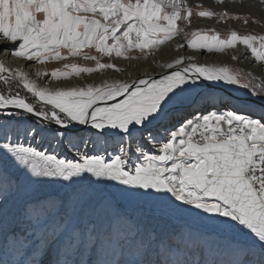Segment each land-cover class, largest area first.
<instances>
[{"label":"snow or ice","instance_id":"1","mask_svg":"<svg viewBox=\"0 0 264 264\" xmlns=\"http://www.w3.org/2000/svg\"><path fill=\"white\" fill-rule=\"evenodd\" d=\"M218 3L0 0V264H264V78L179 54L161 79L48 86L123 72L110 61L155 59L182 34L193 49L235 50L234 60L246 49L264 62V35L185 31L193 15L241 19ZM52 62L50 73L37 67ZM205 81L245 90L255 117L213 110L162 132L177 104L230 102L202 95ZM89 144L103 147L90 154Z\"/></svg>","mask_w":264,"mask_h":264},{"label":"bare ground","instance_id":"2","mask_svg":"<svg viewBox=\"0 0 264 264\" xmlns=\"http://www.w3.org/2000/svg\"><path fill=\"white\" fill-rule=\"evenodd\" d=\"M217 5H219V4H217ZM233 11L234 10H232V12ZM227 27L229 28L228 24L217 23L216 19H212V20L196 21V23H194L193 26H191L189 28L187 27L188 29H186L185 31L191 33L193 30H196V29H204V30L214 29L215 31H219L221 34H223V32L228 31ZM189 37H190V35H189ZM185 42H186V39L184 38V36L182 34L181 36H177L176 38H174L173 41L167 42L160 51L158 50L157 53L155 54V59H153V57H150V58H148V60L143 61V62L135 61V63H133V64H120L122 67L125 66V68H127V69L125 70V72H123L122 74H119L118 76L117 75L114 76L112 74H106L107 75V76L105 75L106 77H104V76L102 77V75L101 76L100 75L91 76V77H85L84 76V79H82V80L74 77L70 81H52L51 84H48V86L54 87L57 84H62L63 86H84L85 84H89V83L99 84L101 82V79H107L109 81H111L113 79L131 81L133 79L138 80L141 78H147L149 76H151L154 79H161L163 74H165V73L170 74V72L173 71L172 69H166V68L162 67V65H164L168 62H171V60L179 54H184L187 56L194 54V55H196L195 61H197L201 64H204V65H208V64H214V65L225 64V65H227L230 63V60H232V56H231L232 54L231 53H224V54L218 53L215 55L209 54L206 56H201L198 52H192V51L183 52V47L179 48L177 50L176 44L180 43V44L184 45ZM3 58L6 59L8 62L12 63L13 65H16L17 63H19L20 66L22 68H24L26 71H29V72L35 71V68L29 67L23 61H16L12 57H3ZM28 64H30V62H28ZM242 64H244L242 67H244L248 71H253L257 74V76L261 75L264 78V70H263L264 68H261L259 64L254 63L252 58H246L245 62H243ZM58 66H59L58 64L54 65L55 68ZM37 67L47 68V67H43V66H37ZM128 67H129V69H128ZM47 81H48L47 77H44L39 81V83L46 84ZM211 85H213L212 82H207V81L203 82L201 88L198 91L202 95H205L208 91L222 92L223 94H227L229 97H231V99L236 100V102L244 103V102L239 101L240 100L239 98H241V97L232 96L231 93H229L227 90H225L223 88L215 87L214 85L211 86ZM242 97H245V95H243ZM120 99H123V97H118L117 100L110 101L109 103L119 102ZM236 102L230 101L229 103H225L226 105H224L223 103H219L216 105L204 104L201 107H202V109H205V110H207L208 108H212L211 111H213V110L221 108V106H225V107L227 106L226 110H234V111L240 112L243 109V107ZM185 109H187V110H185ZM180 111H184V112L179 113ZM195 111H197V109L194 108L189 103L177 104L176 106H174V108L169 113L170 116H171V114H175L174 118L169 117L170 119L168 118L169 120H166L163 123V125L161 126V131L163 132L165 129L170 130L171 128L177 126V124L179 122H176L173 124V121L175 122V120L178 118L180 120H181V118H183L182 121L183 120L185 121L184 118L189 117V114H191V112H195ZM173 112H175V113H173ZM249 113L252 114V112H249ZM199 114H201V113H199ZM202 114H205V113L202 112ZM196 115H198V113H196ZM77 134L79 136H82V137H88L91 135V132L89 131V129L85 128L84 126H81L80 128L77 129ZM44 147L47 148L48 145L45 144ZM52 147H55L54 142H53ZM99 147H103V145H100L98 147H94L92 144H89L87 148L83 149V151L90 152V154H96V152L99 150ZM133 147H135V145H133ZM113 148H114V146L108 148V154L109 155L115 154ZM49 150H51V149H49ZM145 150L148 151L149 154H155V153L159 154L158 148H156V147H148ZM56 153H57V155H62L66 158L71 159V158H73V156L75 154V150L69 151L68 148L61 147V148L56 149ZM129 155H131V153H129Z\"/></svg>","mask_w":264,"mask_h":264},{"label":"rangeland","instance_id":"3","mask_svg":"<svg viewBox=\"0 0 264 264\" xmlns=\"http://www.w3.org/2000/svg\"><path fill=\"white\" fill-rule=\"evenodd\" d=\"M188 2H189L190 5L193 6L194 12L199 10L200 6H203V8H210V9H212L214 11L223 10V6L218 3V0H188ZM217 4H219V5H217ZM225 4H227V6H228L227 10L233 16L238 15V16L241 17V19H239V20H236V19L229 20L227 22V24L229 25V28L227 27L228 31L223 32V34H221L222 37L227 36L230 33L231 30H235V31H237V32H239L241 34L251 33V34L264 35V0H225ZM232 10H234V11L232 12ZM244 18L248 19V24L247 25L243 24V19ZM213 19H215V18H213ZM203 20H212V19L201 18V17H198L196 15H193V17L191 18V21H192V23H191L192 25L191 26H193L194 23H196V21H203ZM191 26H188V28L191 27ZM181 27H184V25L182 23H181ZM188 28H186V29H188ZM217 32H219V31H217ZM188 39H191V36L188 37ZM163 46H161L158 50L160 51L163 48ZM237 48L238 49H243V46L242 45H238ZM158 50L155 51V54L157 53ZM188 51L198 52L201 56H206V55H209V54H213V55L218 54L216 52L209 53L205 49H193V48L188 46L187 40H186V42L184 44V47H183V52H188ZM234 52H235V50H231L230 49V50H227L224 53H231L233 55ZM224 53H219V54H224ZM235 54H237L239 56V58L235 59L236 61L234 59L230 60V63L227 64V65H225V64H223V65L222 64L221 65L208 64V65L209 66H215V67L228 66V67L233 68L235 70H242L244 72H251L254 76H256L258 78V81H259V79L263 78L261 75L257 76V74L255 72L248 71L247 69L242 67L244 65L242 63L245 62L246 58H252L254 63L259 64L261 68H264V62L255 61V58L251 55L250 51L246 50V49L243 50L242 54L241 53H235ZM190 56L196 57V55H194V54L190 55ZM150 57H152V56H149L148 58H150ZM146 60H148V59L133 60L131 63L130 62L128 63V61H124V62L121 61V64H133V63H135V61L143 62V61H146ZM78 62L81 63V64L85 63V61H83V60H80ZM104 62H109L108 58H105ZM110 62H112V63L117 65V64H119V59H112ZM187 62L188 61H185V63H187ZM195 62L198 63V64H201V63H199L197 61H195ZM31 63L32 62H30V64ZM51 64L55 65L57 63L52 62V63H49L48 66L47 65H37V66L47 67V70L50 73L52 70L55 69V68L49 66ZM118 67L123 68L124 69L123 72H125V70L127 69V68H125V66L122 67L121 65L118 66ZM129 67H128V69H129ZM123 72H116L115 70H108L107 74H112L114 76H116V75L118 76L119 74H122ZM97 75L101 76L102 74L94 73L91 76H97ZM91 76L85 75V77H91ZM103 76L106 77L107 75L106 76L102 75V77ZM47 79H49V77H47ZM211 86H213V85H211ZM215 87L222 88L220 86H215ZM226 90L229 93H231L232 96L242 97L243 95H246L245 90H241L242 92L239 90V91H237L238 93L236 92V90L234 88H231V87L226 89ZM9 91H11V89H9ZM21 94L24 95L25 93L21 92ZM207 95H214V96H217L219 98H223V99L228 100V101L236 102V100L231 99V97H229L227 94H223L222 92L208 91L205 94V96H207ZM239 99H242V98H239ZM184 103H187V102H184ZM236 103H238V102H236ZM181 104H183V103H181ZM223 104L226 105L225 103H223ZM238 104H240L243 107V109L240 112L236 111L237 113L253 115L255 117V113L250 114L247 110H245L246 109V105H248L249 103L244 102V103H238ZM226 109H227V106L226 107L225 106H221V108L216 109V111H222V110H226ZM185 110H187V109H185ZM211 110H212V108H208L207 110H205V109H202V107L200 106L198 111L191 112V114H189V117H187V118L185 117L184 119L185 120L186 119H192L193 116L196 115V113H198V114L201 113L202 114V112H204L205 114H208V112H210ZM184 111H180L179 113H182ZM173 113H175V112H173ZM174 115L175 114H171V116L169 115V117H173L174 118ZM182 119L183 118H181V120H180L178 118V119H176L177 121L176 120H175V122L173 121V124L176 123V122H179V123L177 124V126L171 128L170 131L171 130H176L181 124H183L184 120L182 121ZM80 127L81 126H79V128ZM166 139H167V135H165V140ZM155 154H157V153H155ZM58 156L60 158H66V157H64L62 155H58Z\"/></svg>","mask_w":264,"mask_h":264},{"label":"water","instance_id":"4","mask_svg":"<svg viewBox=\"0 0 264 264\" xmlns=\"http://www.w3.org/2000/svg\"><path fill=\"white\" fill-rule=\"evenodd\" d=\"M242 99H240L239 101H242V102H246V103H254L253 99L251 96L249 95H245V97H241Z\"/></svg>","mask_w":264,"mask_h":264},{"label":"crops","instance_id":"5","mask_svg":"<svg viewBox=\"0 0 264 264\" xmlns=\"http://www.w3.org/2000/svg\"><path fill=\"white\" fill-rule=\"evenodd\" d=\"M121 61H123V62H124V60H120V59H119V64H117V66H120V64H121ZM53 65H54V64H51V65H49V66H50V67H53V68H55ZM47 66H48V64H47Z\"/></svg>","mask_w":264,"mask_h":264}]
</instances>
